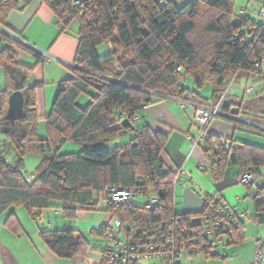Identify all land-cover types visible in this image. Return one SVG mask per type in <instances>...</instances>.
Returning a JSON list of instances; mask_svg holds the SVG:
<instances>
[{"label": "trees", "instance_id": "trees-1", "mask_svg": "<svg viewBox=\"0 0 264 264\" xmlns=\"http://www.w3.org/2000/svg\"><path fill=\"white\" fill-rule=\"evenodd\" d=\"M28 1L0 2V70L5 82L0 90V217L12 208H23L33 216L56 205L70 221L79 211H96L105 187L145 190L156 195L153 206L147 208L144 199L139 205L132 201L116 205L102 198L105 211L136 239L178 216L180 225L193 231V237L183 241L185 248L180 253L199 250L210 255L215 247L208 246L202 235L208 198L198 214L176 211L175 172L161 157L167 136L147 125L133 124L131 119L160 100L154 96L184 98L193 105L213 107L227 84L242 74L246 81L264 79V23L235 15V0H193L180 8L172 0H40L59 23L61 33L76 26L78 37L70 75L57 85L44 119L46 136L40 138L35 88L28 85L34 68L19 61L16 50L38 61L41 58L17 43L5 27L9 13L22 10ZM102 45L106 54L99 56L96 51ZM187 78L196 91L186 88ZM208 85L211 96L207 100L198 91ZM17 90L23 97V110L11 123L4 118L9 97ZM228 95L222 113L237 108L238 116L246 120L245 110L251 103L253 109H263L264 117V100L256 99L258 95L251 96L246 106L234 101L240 98L228 99ZM80 97L89 98L84 108L77 105ZM237 124L264 135V131ZM66 144L82 151L61 154ZM201 146L213 180L221 177L228 159L229 165L242 168V174H251L257 191L252 197L254 215L249 219L263 225L264 185L258 183L257 169L264 166V151L234 140L223 142L207 133ZM9 154L16 159L13 165L6 161ZM28 154L41 158L31 181L22 173ZM160 190L163 198L158 196ZM12 217L10 214L5 221L9 228ZM241 221L227 218L228 228L214 231V237L220 242L225 235L239 243L244 239ZM102 228L97 230L100 237ZM39 236L59 259H71L88 248L73 230L42 231Z\"/></svg>", "mask_w": 264, "mask_h": 264}, {"label": "crops", "instance_id": "crops-1", "mask_svg": "<svg viewBox=\"0 0 264 264\" xmlns=\"http://www.w3.org/2000/svg\"><path fill=\"white\" fill-rule=\"evenodd\" d=\"M191 1L193 0H172L178 8ZM251 2L252 0H248V3ZM260 4L263 3L256 2V5L260 6ZM20 7L19 5L18 9ZM234 12L237 16H249L245 8L239 7L238 11L234 10ZM5 27L8 33L15 36L13 39L17 43L40 55L41 60L38 61L26 52L16 50L19 61L34 68L28 85L35 88L39 115L37 132L40 138H44L46 131L41 132V127L45 129L43 122L50 113L57 85L69 77L73 66L78 46L77 28L72 26L61 33L59 23L40 0H29L20 11L13 9L6 19ZM4 86V77L0 70V90H3ZM163 99L145 107L140 112L138 125H147L153 132L167 136V142L161 154L163 162L172 172L179 168H183L185 172L180 180L179 189L178 186L175 189L176 199L179 192L186 188L193 190L204 201L219 195L233 213L247 216L241 221L244 227L242 241L236 243L233 239V241L229 240L228 236H221L219 245L209 251L210 255L199 250H183L180 253L179 264H251L255 253L254 241L264 242V224L257 225V230L250 233L248 224L244 221L248 218L247 220L253 223L249 218L254 215V205L252 200L248 202L246 188L237 182V178L243 172L242 168L229 165L228 159V166L223 170L221 177L217 181L213 180L203 147L199 145L192 149L198 137V130L193 122L195 108L184 106L179 100ZM88 103V97H80L77 101V105L81 108L87 106ZM219 119L221 122L214 119L215 121L213 120L209 125L207 129L209 136L216 137L223 142L234 140L240 145H248L264 151V140L253 136L255 134L262 136L261 134L244 129L235 121ZM81 151V147L66 144L61 148L60 153L78 154ZM262 158L264 160V152ZM228 169L230 172H227ZM257 172L260 175L258 183L264 185V166L257 169ZM101 199L100 195L96 212H106L105 204ZM92 212L95 211H79L75 219L69 221L63 217L56 205L52 209L44 210L33 216L23 208H12L0 217V264H101L102 239L97 230L103 223L93 218ZM10 214L13 215V220L10 222L11 228L5 225ZM109 216L110 219L105 220L106 222L113 220L110 214ZM65 229L76 231L88 244V248L71 259L56 257L39 236L42 231ZM136 264L157 263L141 261Z\"/></svg>", "mask_w": 264, "mask_h": 264}, {"label": "built area", "instance_id": "built-area-1", "mask_svg": "<svg viewBox=\"0 0 264 264\" xmlns=\"http://www.w3.org/2000/svg\"><path fill=\"white\" fill-rule=\"evenodd\" d=\"M257 19L264 23V5L259 7L257 12ZM232 84L229 83L219 98L218 103L213 107H203L188 103L184 98L179 100L184 106H192L195 108L194 124L198 130V137L194 141L192 149L203 144L207 129L210 123L221 117H228L230 120L243 124L260 131H264V125L249 122L231 114H224L221 111V106L229 94ZM251 92V89L247 90ZM159 97V96H158ZM167 98V97H162ZM171 99V98H170ZM238 102V99L234 100ZM131 122L138 124L140 122L139 115H135ZM185 174L183 168L175 171L173 189L180 184L182 176ZM33 179L32 175L28 176L27 181ZM238 184L249 186V196L252 198L257 191V185L254 183L251 174L244 173L237 178ZM175 195V193H174ZM145 197L144 201L147 203V208L157 203L155 194H147L145 190H122L116 187H105L102 190L101 197L105 202L110 204H124L132 201L135 197ZM205 209V206H204ZM207 214L203 217L204 231L202 232L204 238L208 240V246L217 247L219 239L214 237L216 231H225L229 224L226 222L227 218L237 220L246 218V214H236L232 212L220 198L219 195L208 198L206 206ZM103 230L101 233L103 259L101 264H136L138 262H155L157 264H179L180 251L185 248L184 240L186 237H193V231L186 226L180 225L179 217L175 216L166 224L161 225L156 232L144 234L142 239L132 237L127 229L117 220L113 219L109 222L100 224ZM99 226V227H100ZM98 227V229H99ZM255 253L251 264H264V242L255 240Z\"/></svg>", "mask_w": 264, "mask_h": 264}, {"label": "rangeland", "instance_id": "rangeland-1", "mask_svg": "<svg viewBox=\"0 0 264 264\" xmlns=\"http://www.w3.org/2000/svg\"><path fill=\"white\" fill-rule=\"evenodd\" d=\"M257 1H261L263 4H260V6L256 5ZM263 5H264V0H252L251 3H248V0H235L234 10L238 11L239 7L243 8V9L245 8L247 10V12H249V16L248 17L253 22H257L258 20H257L256 16H257L258 9H259V7H261ZM96 52H97V54L99 56H103V55L106 54V47L104 45H102V46L97 48ZM245 78L246 77L242 74L240 76V79L232 80V81L229 82V83L232 84V88H231V90L229 92L228 99H232L233 97H238V98H240V99H238V102L243 103V105H245V104L247 105L246 102L251 100L250 97L254 96V95H258L256 97V99L264 100V79H254V80L252 79L250 81H246ZM256 80H258L259 82L256 81ZM185 85H186V88H188L189 90L196 91V89L194 88V84H193V82H192V80L190 78L186 79ZM250 88L252 89V92H248L247 91ZM198 93L203 98L208 100V99H210V96H211V87L209 85L208 86H204V88L202 90H199ZM154 99H160L159 101L164 100L163 98H158L157 96H154ZM260 105H261V102H260ZM250 107L251 108H249L248 110H251V111L245 110V112L248 113V115H247L248 117H246V120L248 119V120H250L249 122H253L255 124L257 123V124H260V125L263 126L264 125V117L261 116L262 115L261 112H263V109H261V107H260L261 110H259V109L256 110L255 107L253 109V106H252L251 103H250ZM235 109H237V108H235ZM240 115L238 116V114H237V117H239L241 119H244ZM216 121H220L221 122V119L216 118ZM43 124L45 125L44 122H43ZM253 130H256V129H253ZM41 132H45V129H44L43 126L41 127ZM239 132L240 131H238V133ZM260 134L262 135V133H260ZM249 135H251V133ZM253 136L264 140V135H262V136L259 135L258 136V135L255 134ZM126 138H127V136L123 137L122 139H126ZM0 139H2V135L1 134H0ZM40 160H41L40 156L35 155V154H28V155H26L24 157L22 173L26 177L25 179H27L29 175H35V171H36L37 166L40 164ZM6 161H7V163L9 165H13L15 163L14 162L15 161L14 155L13 154L7 155ZM227 172H230L229 169H228ZM239 185L244 187V188H246V191H247L246 194H247V197H248V202H250L252 199L249 196V190L247 189L246 186L241 185V184H239ZM177 188L179 189V185H178ZM182 194H183V191L179 192V195L177 196V199H176V204H177L176 211H178V212H180L181 209H182V206H181L182 205ZM143 198H146V196L143 197ZM143 198L140 197V196L135 197L134 199H132V203L134 205H139V204H141L140 201H142ZM91 214H92L93 218L99 219L100 223H106L105 220H109L110 219L109 214L106 213V212H103V211H101V212H96L95 211V212H92ZM247 219H245L244 221L247 222V224H248L247 226H248V229L250 230V233L253 232V231H256L257 228H258L257 225L249 222ZM247 232H248V230H247Z\"/></svg>", "mask_w": 264, "mask_h": 264}, {"label": "water", "instance_id": "water-1", "mask_svg": "<svg viewBox=\"0 0 264 264\" xmlns=\"http://www.w3.org/2000/svg\"><path fill=\"white\" fill-rule=\"evenodd\" d=\"M23 97L20 91H15L8 100V108L5 114V120L8 122H15L22 114L23 110ZM232 116H237L238 110L234 109L230 113ZM229 119L228 117H223ZM127 121L123 122L126 123ZM159 198L164 197V191L158 192ZM205 202L193 190L186 188L182 194V212L184 214H198L203 211Z\"/></svg>", "mask_w": 264, "mask_h": 264}]
</instances>
